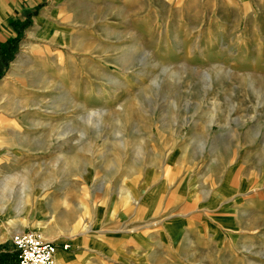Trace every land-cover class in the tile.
Instances as JSON below:
<instances>
[{
  "label": "rangeland",
  "instance_id": "obj_1",
  "mask_svg": "<svg viewBox=\"0 0 264 264\" xmlns=\"http://www.w3.org/2000/svg\"><path fill=\"white\" fill-rule=\"evenodd\" d=\"M42 9L0 77L21 57L0 97V202L43 190L93 231L199 229L158 264H264V0Z\"/></svg>",
  "mask_w": 264,
  "mask_h": 264
},
{
  "label": "crops",
  "instance_id": "obj_2",
  "mask_svg": "<svg viewBox=\"0 0 264 264\" xmlns=\"http://www.w3.org/2000/svg\"><path fill=\"white\" fill-rule=\"evenodd\" d=\"M65 1L159 0H0V42L16 35L15 21L22 22V19L23 21L26 19L35 23L38 17L36 22H40L45 15H50L51 10L54 15L56 13L54 8L40 11L45 3L52 2L55 6H63ZM21 64V57L11 64L6 79L0 82V97L5 95L7 79L18 74ZM34 194L31 190L25 191L23 201L0 202V264H12L15 261L10 236L15 232L26 230L38 232L45 240L58 245L54 253V264H158L161 255L170 254L174 250L175 240L185 239L191 249L199 246L201 242L200 238L194 237L200 236L199 229H196L192 235V230L181 226L179 235L187 232L186 237L181 236L172 240L167 232L166 237L160 238L161 225L142 229L144 222L149 220L147 218L145 221V218L137 216H130L127 219L134 226L131 231L124 228L109 232L96 228V231H93L91 224L83 228L80 216L73 215L70 208L53 205L43 194V190ZM157 195L155 189L151 190L142 197L140 206L149 207L155 204ZM168 230L174 231V229ZM61 243H67L68 248L61 249L59 247Z\"/></svg>",
  "mask_w": 264,
  "mask_h": 264
},
{
  "label": "built area",
  "instance_id": "obj_3",
  "mask_svg": "<svg viewBox=\"0 0 264 264\" xmlns=\"http://www.w3.org/2000/svg\"><path fill=\"white\" fill-rule=\"evenodd\" d=\"M10 243L15 252L12 264H54V253L58 248L55 243L45 240L35 231H19L11 234ZM67 243H61V249L68 248Z\"/></svg>",
  "mask_w": 264,
  "mask_h": 264
},
{
  "label": "trees",
  "instance_id": "obj_4",
  "mask_svg": "<svg viewBox=\"0 0 264 264\" xmlns=\"http://www.w3.org/2000/svg\"><path fill=\"white\" fill-rule=\"evenodd\" d=\"M28 20L22 22L15 21L14 25L16 28V35L14 37H9L5 42L0 43V77L3 75L4 69L7 64L13 58L16 49V43L21 38L20 29L28 25Z\"/></svg>",
  "mask_w": 264,
  "mask_h": 264
},
{
  "label": "bare ground",
  "instance_id": "obj_5",
  "mask_svg": "<svg viewBox=\"0 0 264 264\" xmlns=\"http://www.w3.org/2000/svg\"><path fill=\"white\" fill-rule=\"evenodd\" d=\"M13 174H3L0 176V187L8 188V180L12 178ZM1 194V193H0Z\"/></svg>",
  "mask_w": 264,
  "mask_h": 264
}]
</instances>
